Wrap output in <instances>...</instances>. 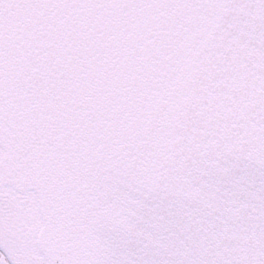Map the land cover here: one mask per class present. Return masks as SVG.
I'll list each match as a JSON object with an SVG mask.
<instances>
[{
    "label": "snow or ice",
    "instance_id": "snow-or-ice-1",
    "mask_svg": "<svg viewBox=\"0 0 264 264\" xmlns=\"http://www.w3.org/2000/svg\"><path fill=\"white\" fill-rule=\"evenodd\" d=\"M0 264H264V0H0Z\"/></svg>",
    "mask_w": 264,
    "mask_h": 264
}]
</instances>
